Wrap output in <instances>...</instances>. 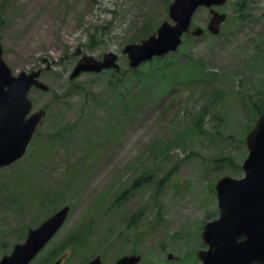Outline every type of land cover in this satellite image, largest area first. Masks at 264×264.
Listing matches in <instances>:
<instances>
[{
	"label": "rangeland",
	"instance_id": "1",
	"mask_svg": "<svg viewBox=\"0 0 264 264\" xmlns=\"http://www.w3.org/2000/svg\"><path fill=\"white\" fill-rule=\"evenodd\" d=\"M172 0H0L3 58L13 74L42 69L47 92L30 91L45 110L25 154L0 169V258L64 205L68 216L30 264H201L200 233L218 217L215 183L239 178L245 137L264 87V0H245L244 17L228 0L218 35L206 31L208 9L169 59L179 74L128 72L124 46L163 22ZM117 55L112 70L71 79L84 55ZM172 56V57H171ZM201 64L195 73L190 65ZM170 73V72H169ZM147 178L146 181L140 179ZM89 229L73 253V234ZM59 254V255H58ZM170 256V258H168Z\"/></svg>",
	"mask_w": 264,
	"mask_h": 264
},
{
	"label": "water",
	"instance_id": "2",
	"mask_svg": "<svg viewBox=\"0 0 264 264\" xmlns=\"http://www.w3.org/2000/svg\"><path fill=\"white\" fill-rule=\"evenodd\" d=\"M226 1L172 0L168 15L173 23L163 22L154 34L140 43L123 47L122 53L127 56L128 66L137 68L155 56L175 51L185 33L201 36V27H191L192 16L200 7L208 8L210 14L207 31L218 34L226 15L214 7ZM2 53L0 43V168L24 155L45 115L43 109L31 113L33 101L29 97L30 90H48L39 79L40 69L14 75ZM105 69H119L115 54L105 53L101 60L84 55L75 65L70 78L82 72L98 73ZM245 145L248 155L241 166L244 177L234 179L222 176L216 182L219 216L202 228L200 240L207 248L197 253L201 264H264V111L245 137ZM68 211L69 206L65 205L37 227L28 229L25 240L15 244L8 255L2 256L0 264H29L64 224ZM140 259L139 255H125L113 264H137ZM87 264L104 263L96 256Z\"/></svg>",
	"mask_w": 264,
	"mask_h": 264
},
{
	"label": "trees",
	"instance_id": "3",
	"mask_svg": "<svg viewBox=\"0 0 264 264\" xmlns=\"http://www.w3.org/2000/svg\"><path fill=\"white\" fill-rule=\"evenodd\" d=\"M245 5H246L245 0L235 3V8L237 9L238 13H241V16L238 18V20H242V18L244 17L243 12L245 9ZM145 64H148L150 66L149 69H153V70L148 71V72L140 73V75L142 74V75L146 76V78H150L151 76L158 75L159 78L166 79V78H173V77H175V75L179 74V72L171 66L172 62L169 59H163V57L154 58L151 61L142 64L137 69H129L128 68V72L137 74V73H139L140 67H143ZM190 67L195 73L197 71L199 72L201 70L200 69L201 64H198L197 66L196 65H190ZM112 72L114 73V75L117 76V78L123 77L122 75L121 76L118 75L119 72H114V71H112ZM252 110L257 115L260 114L264 110V87L260 91L259 102H256V101L252 102ZM146 180H147V178L140 179L141 182L146 181ZM88 233H89V229H83V230L78 231L76 233V235H75V233L73 234V236L71 237V240L68 242V246L70 247V249L73 253L79 252L84 248L86 241H87V237H88L87 234ZM60 257L61 256H55V253H52L50 255V258L53 259V262L60 259Z\"/></svg>",
	"mask_w": 264,
	"mask_h": 264
},
{
	"label": "bare ground",
	"instance_id": "4",
	"mask_svg": "<svg viewBox=\"0 0 264 264\" xmlns=\"http://www.w3.org/2000/svg\"><path fill=\"white\" fill-rule=\"evenodd\" d=\"M172 57V56H171Z\"/></svg>",
	"mask_w": 264,
	"mask_h": 264
}]
</instances>
